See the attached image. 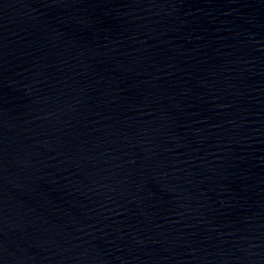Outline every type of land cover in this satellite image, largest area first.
Here are the masks:
<instances>
[{"label":"water","instance_id":"obj_1","mask_svg":"<svg viewBox=\"0 0 264 264\" xmlns=\"http://www.w3.org/2000/svg\"><path fill=\"white\" fill-rule=\"evenodd\" d=\"M0 264H264V0H0Z\"/></svg>","mask_w":264,"mask_h":264}]
</instances>
